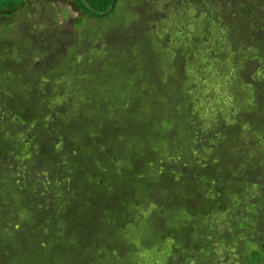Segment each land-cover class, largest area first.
I'll return each instance as SVG.
<instances>
[{
	"label": "trees",
	"instance_id": "16d2710c",
	"mask_svg": "<svg viewBox=\"0 0 264 264\" xmlns=\"http://www.w3.org/2000/svg\"><path fill=\"white\" fill-rule=\"evenodd\" d=\"M72 2L82 19L102 27L99 35L132 39L131 47L125 44V56L107 50L97 64L66 53L54 58L48 94L65 96L62 103L48 107L37 83L28 89L16 83L20 103L10 126L22 140L13 145L47 151L22 164L29 185L7 190L2 207L33 227L42 216L57 221L72 210L76 227L66 235L86 230L89 241L77 250L71 240L59 249L60 242L40 246L27 262L19 248L11 264H264V0H174L178 17L158 31L148 25L155 38L143 40L134 33L138 22L125 21L133 8L128 0ZM24 5L0 0V19L11 23ZM108 21L118 22L112 28ZM11 40L18 39L5 44ZM5 77L0 74L3 100L10 92ZM72 80L79 89L65 83ZM122 108L125 126L117 121ZM108 121L110 137L95 140L92 129ZM109 138L129 149L125 168L118 152L97 162L95 143ZM105 171L112 185L105 184ZM96 182L106 193L93 202L88 192ZM89 215L87 228L81 222ZM101 242L106 251L96 253Z\"/></svg>",
	"mask_w": 264,
	"mask_h": 264
},
{
	"label": "rangeland",
	"instance_id": "374dc122",
	"mask_svg": "<svg viewBox=\"0 0 264 264\" xmlns=\"http://www.w3.org/2000/svg\"><path fill=\"white\" fill-rule=\"evenodd\" d=\"M128 1L129 5L133 8L131 10V7H129V11L127 12L125 21H127V23L134 21L138 22L137 25L136 23H134V33L139 34L138 38L140 40L146 39L148 38V36H150L152 39L155 38V36H153L150 31L148 32V25H153L154 30L158 31V24L161 27L164 25L166 26L167 24H165L164 21H172L171 19L178 17L177 15H175L176 13H174V9H176L174 6L175 3L173 4L172 2L174 0ZM140 11H143V13H141ZM81 14L82 13L79 10V6L73 3L72 0H25V5L22 8V12L10 17V19H13L12 21L18 19L19 23H17L16 20V22L11 21V23L4 22V20H7V18L0 19V52H7L8 54L6 55L8 56H13L16 53H18L19 55H26L28 53L27 55L30 58L32 64V66L30 67V75L28 77L24 76L22 82L20 83L22 86H25L27 88V86L31 85L33 87L37 83L39 89L42 88L43 90V93L41 94H48V82L51 78L50 72H53V69H56L54 67H50V65L53 62L54 58L56 62L57 58H59V56L61 55H64L65 53V56L69 54H71L70 56L72 57L75 55L76 57H78L79 55L82 57L85 56L84 59H88L91 64L93 62L97 64L96 57L102 56L105 52H107V50L111 51L118 49V51H116L120 52L122 56H125L127 52L125 51V49H123V47H126V43L127 46L128 43L131 44L132 39L128 40V38L126 37L125 40L116 39V36L113 32L111 33L113 40L106 34L102 33L101 35H99L98 30H100L101 33L102 27L94 25L95 20H93L92 18L87 17L82 19ZM153 14L159 17V21L157 23L153 22L152 19L148 20V16ZM179 15L185 16L184 11L182 12V14L179 13ZM78 20H80V22ZM117 22L118 21H108L106 25L107 27L115 28L114 24L117 25ZM163 29L164 28H162V30ZM160 34L161 32H158L157 35ZM166 34L167 33H164L163 31L162 36H160L163 38V40L168 41V39L166 38H170V36L166 37ZM12 37L18 39L16 43L13 44V40H11L12 44H5V41L9 40ZM107 37L110 38L107 39ZM128 47L131 46L129 45ZM8 49L11 50V54H9ZM52 49L53 53H49L52 52ZM120 54H118V56H120ZM166 56H164L165 60ZM68 58H66V60L65 58H63L62 63H71V65H74V60L69 61ZM172 60L177 63L176 58H168L169 63H171ZM7 71L11 70H5L3 72L4 75L1 74V77L6 76L4 79V83L5 85H7L9 90L10 80L13 79L14 75H12L11 73H7ZM65 83L70 84L73 88L79 89L78 84L73 80L72 82L65 81ZM142 86H144V84H142ZM225 86L226 85H224V88L219 89H223L222 92H224L226 88ZM13 91L14 87H11L10 92L7 93V97H5L4 100L2 99L3 97H1L3 94L0 93V110L1 112L3 111V113L0 112V153L1 155L4 154L3 156H0V264H11L12 261L10 260V258L12 257L13 253H19V248L22 252H24L23 260L27 262L30 259L32 260V252L36 251L40 246L45 248L48 246L47 244L50 245L53 242H60L58 245L59 249L60 247L64 248L65 243H70L71 240L76 243L75 247L77 246V250V248L81 249L83 247H87L89 241V236L87 235L86 230L78 233H73L72 235L69 234V236L66 235V233L72 231L74 227H76V222L75 219H73L72 210L64 209L63 215L65 216H62L63 218L65 217V219H58L60 221H52L47 218L44 219V216H42V220H40V227H33L35 224H32L31 220H29L25 225H21L19 224L21 221L14 219L13 215H9L8 217L7 214H4L6 212L2 207L4 193L12 188L27 189L29 185L27 182V177L23 176V170L25 168H23L24 166H22V164H24L25 161L28 163L33 162V158L35 156L44 157L47 151H45L40 146L41 149L39 147L37 149L40 150L41 153L36 154V149L34 152L28 153L25 152V146L24 148L22 147V149H20V147L18 149L15 147V145H17L16 138L18 140H22V137L19 136L20 133H18V127L16 130L14 127L13 129L10 126L11 123L16 124L18 115L14 113L13 110L14 107L19 105L20 103V99L18 98V96H13ZM65 91L67 92L68 90L66 89ZM234 91H236V88ZM75 93H77V91ZM231 93L234 94L233 90ZM46 99V104L48 107L55 104L56 102H59V100L61 101V103L67 100L65 96L53 100L52 94H48ZM123 109L124 108L118 109V111L121 113L119 119L117 120L118 122L121 121L120 125H124V120L120 119L125 114V111H123ZM79 113H81V111H79ZM132 114L133 112L131 111L127 113L128 117H130ZM102 117L106 119L113 118L109 115H103ZM110 123L111 122L108 121L103 125L96 126L94 129H92L90 133L91 136L95 138V140H97V138L103 139L104 136L110 137L108 134H110V130L114 129V125H111L108 129V125H110ZM108 140V144H105L104 141L95 143V147L97 145V152L95 153L97 162L99 157L104 156V154H106V156L108 155L110 157L109 159L113 157H119L115 155V152H118L122 156L125 155V161L118 160L119 163L117 164L125 168V166L129 165L128 162L131 158L129 149L127 150L122 145L123 142L119 139L115 138V140H113V138H109ZM110 140H112L111 143ZM112 149L114 150L113 153ZM125 162L127 165L125 164ZM25 166L26 168H28V164H26ZM40 172L41 171H39V173ZM105 175V184L112 185L111 172L105 171ZM36 182L38 183L37 180L35 181V184H37ZM18 184H21L22 186H18ZM108 187L112 191L111 186ZM104 189L105 188H100L99 182H96V185L93 186L88 192L90 199L93 202H98L99 200L101 201L106 193L104 192ZM29 190H31V188ZM110 201H105V204L109 205ZM94 207H97V203H95ZM89 217L90 215L88 216L89 220H86V222L82 220L85 218L80 219L82 220V226L85 225L87 228L91 226V218ZM40 230L43 231L42 235L39 234ZM19 232L20 234H18ZM64 234L66 235V237H63ZM106 235L107 234L105 233V230H103L102 232H100V234H98V239L103 241ZM106 248V243L105 245H102L101 242V244L96 249V253H99L101 250L106 251ZM81 255L87 257L89 254L87 252H84L81 253ZM15 257H17V255H15Z\"/></svg>",
	"mask_w": 264,
	"mask_h": 264
},
{
	"label": "flooded vegetation",
	"instance_id": "af4514ba",
	"mask_svg": "<svg viewBox=\"0 0 264 264\" xmlns=\"http://www.w3.org/2000/svg\"><path fill=\"white\" fill-rule=\"evenodd\" d=\"M6 54L3 55L5 57L3 56L0 57V74H2L7 69L11 70V71H7V73H11L12 75H14L13 79H11L12 81H14L13 86H10L11 89V87L16 86V83L20 84L24 76L28 77L30 75V67L32 66V64L30 58L27 55L28 53L26 55H19L18 53H16L13 56L12 55L8 56ZM28 88L29 86H27V89ZM19 89L20 87H18L16 90L13 91V96L17 93Z\"/></svg>",
	"mask_w": 264,
	"mask_h": 264
}]
</instances>
